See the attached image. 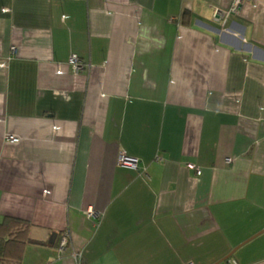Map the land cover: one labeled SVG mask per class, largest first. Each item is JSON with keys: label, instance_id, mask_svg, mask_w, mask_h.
<instances>
[{"label": "crops", "instance_id": "1", "mask_svg": "<svg viewBox=\"0 0 264 264\" xmlns=\"http://www.w3.org/2000/svg\"><path fill=\"white\" fill-rule=\"evenodd\" d=\"M233 1L0 0V221L39 242L21 264H264V0L217 21Z\"/></svg>", "mask_w": 264, "mask_h": 264}, {"label": "trees", "instance_id": "2", "mask_svg": "<svg viewBox=\"0 0 264 264\" xmlns=\"http://www.w3.org/2000/svg\"><path fill=\"white\" fill-rule=\"evenodd\" d=\"M29 222L13 217L0 221V264H21L28 243H39L29 237Z\"/></svg>", "mask_w": 264, "mask_h": 264}, {"label": "built area", "instance_id": "3", "mask_svg": "<svg viewBox=\"0 0 264 264\" xmlns=\"http://www.w3.org/2000/svg\"><path fill=\"white\" fill-rule=\"evenodd\" d=\"M243 0H234L231 7L229 9L226 10H216L215 12V19L217 21H224L226 20V18L231 14V13H235L237 11L238 6L241 4ZM14 49V48H12ZM2 64L0 63V66ZM68 65H70L72 72L76 75L84 66L85 64L81 61V59L76 55V54H71L68 58ZM63 66L61 64H57V69L56 71L58 73H61ZM6 139L12 143L18 142L19 138L16 137L13 134H9L6 136ZM117 163L119 165L122 166H129V167H133V168H137V160L134 158H131L129 156H127L124 152H121L118 156L117 159ZM188 168L190 169H194L196 174L199 175L201 173L200 169L196 166H194V164L188 163L186 165ZM86 215L88 217H96L98 215V213H96V211L94 210V208L92 206H89L86 208ZM68 234L67 232L63 233L59 244H58V250L59 252H62L63 249L67 246L68 244ZM72 257L75 260V262H79L80 260V252L78 250H75L72 252Z\"/></svg>", "mask_w": 264, "mask_h": 264}, {"label": "rangeland", "instance_id": "4", "mask_svg": "<svg viewBox=\"0 0 264 264\" xmlns=\"http://www.w3.org/2000/svg\"><path fill=\"white\" fill-rule=\"evenodd\" d=\"M24 253H25V250H24ZM23 256H24V254H23ZM23 259V258H22Z\"/></svg>", "mask_w": 264, "mask_h": 264}]
</instances>
